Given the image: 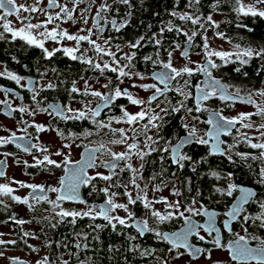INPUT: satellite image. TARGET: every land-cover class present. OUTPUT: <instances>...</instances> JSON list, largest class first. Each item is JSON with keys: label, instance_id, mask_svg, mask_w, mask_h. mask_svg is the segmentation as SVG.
Wrapping results in <instances>:
<instances>
[{"label": "flooded vegetation", "instance_id": "af4514ba", "mask_svg": "<svg viewBox=\"0 0 264 264\" xmlns=\"http://www.w3.org/2000/svg\"><path fill=\"white\" fill-rule=\"evenodd\" d=\"M97 2V0H95ZM103 2V0H101ZM68 3V7L71 8L73 5L69 0H59V3ZM17 3H27L29 5L34 3V0H17ZM90 0H84L76 6V11L74 13V20H69L67 22H56L48 24V30H51L56 25H59L60 29H66L69 33H76L80 28H90L92 26V17L95 16L96 11L92 12V17L90 18L89 13L88 24L83 23L81 18V10L89 8ZM94 4H91V7ZM131 5L133 3L131 2ZM126 9L124 13L117 14L115 11L106 13L105 15L110 20L113 16L119 21L124 15L130 11V8L126 5H122ZM41 9L50 11L53 15L59 12V8H48V0H42L39 4ZM118 5H113L115 9ZM179 11L178 13H183ZM209 13L212 11L208 10ZM196 14H199L196 12ZM0 15H4V10L0 9ZM23 16H28V13H21ZM31 22L41 23L46 20V15L43 12H37L31 14ZM120 16V17H119ZM133 14L128 19L130 20L129 25L122 29L121 32L117 33L112 28L111 25L105 26L104 39L112 37L111 50L116 51L115 45L120 44L123 47L126 46L127 42L122 44L120 36L125 32L126 29H130V35L128 37L129 41H135L140 36H145V41H142L143 47L138 50L137 58L133 61L134 67L130 69L131 72H140L144 74L145 79L141 80L139 77L133 76L131 79L124 77L123 83L119 86L121 89L127 88L134 96L148 101V98L153 94V89L144 90L143 88H133V84H156L157 81L153 78L154 72H160L161 68L159 65L153 66L149 62H145L143 57L146 55H151L155 58L157 51L160 53V59L167 60V51H172V63L176 68H181L185 65L195 69L197 65H204L208 59L213 62L222 65L218 69H213V76L219 79L222 84L230 85L229 92H235L236 88L240 89V96H246L245 91L250 90L248 85L247 77L249 74L245 70V65L241 68L240 72H236L234 69L241 67L239 62L223 64L219 57L211 56L208 57L205 54L203 48V31L199 24L193 25L190 21H181L178 17L163 18L158 24H150L148 26L134 23ZM90 18V20H89ZM206 18V17H205ZM7 19L11 21V27L18 29L22 27V24L17 20L15 15L8 16ZM264 19V18H263ZM60 21V20H58ZM171 22L174 26L182 28L191 35L192 31H197L199 34L194 38L193 45L190 48L189 56L187 58L181 56V52L184 51L186 47V37L183 34H177L175 31L168 32L165 31L163 36L159 35V29ZM205 24V28L210 27L211 24L201 21ZM103 21L101 24L103 25ZM3 21H0V25ZM131 27V28H130ZM211 30L214 33L217 28L211 26ZM45 29H34L32 30L33 35L39 39L44 40V47L52 51L55 48L61 47H73L75 45L74 41H68L64 39L61 43H56L55 41L39 37V33L43 32ZM3 27L0 26V32H3ZM138 32V33H137ZM136 33V35H135ZM153 33H157V38L162 39V45L159 49L154 46L153 43L149 41L148 38L152 36ZM86 34V33H81ZM96 39L94 35L92 37ZM102 43L101 41H98ZM176 44H180L179 49L175 48ZM90 48L86 42L81 43V49ZM210 50V49H209ZM129 48L125 49L123 52H129ZM123 53H117V59ZM79 55V53H77ZM89 57H94V53L90 50L88 52ZM104 60H109V57H104ZM235 60V57L232 58ZM99 62V61H97ZM121 65L127 63L125 60H120ZM129 71V69H125ZM12 72L16 75L23 77L20 84H17L14 80L9 79L7 75L0 76V101L5 103H0V137H11L13 133L17 137H24L23 140H17L12 143H7L0 145V161H5V164L0 165V171H4L5 175L0 176V185L7 184L13 189V192L9 195H0V231L9 229L17 238L13 245H18L17 250L23 251L26 255L25 258L30 257L31 254L45 253L39 261L44 257L48 258V264H62V261H68V264H157L156 257H160L161 261L168 260V264H212V262L218 261L219 264H240L238 261L231 259L230 252L227 245L235 239L232 233L228 232L223 228V222L227 219L224 213L229 211L232 204L235 202V198L239 195L236 191L233 196L229 197L227 195H221L215 192L214 189L224 188L227 189L228 179L221 178L216 179L210 176L208 173L210 170H215L221 174L222 177H226L228 173L232 174V182L243 186L254 189L257 193L259 199L264 201V184L258 183L259 171L264 164L260 160L248 159L246 161H241L240 157L236 155L237 152L248 153L252 156H259L260 149H253L249 146V143L245 139L246 137L251 140L252 143H257L258 136L253 132L246 133L247 129L242 126L241 123H237L233 129L230 130V134L221 133L220 140L223 142L221 144L222 149H228L229 145L233 147L230 149L229 154L232 156V161L230 162L227 156H222L219 154L210 155V149L213 140L209 139L204 134L208 132L212 125L208 124L206 121L210 118L213 111L219 112L222 116L232 118L238 116V114L244 112L248 108H252L255 112L256 108L247 103H240L239 101L232 100H222L219 96L211 97L208 100L201 101L200 106L202 110L196 112L197 107L196 97L199 94L195 85L200 84L205 80L203 73L194 71L191 76L184 74L182 77H178L177 81L179 84L183 85L184 80H188L190 87L185 89L186 92H190L191 96L184 101L187 108H192L193 113L191 116H198L199 120H193L191 116L187 117V120H182L181 117L187 115L186 110H182L180 113H175L173 115L167 116L166 120L168 123L164 126V130L161 133L166 140H171L172 144L175 145L179 143L180 138L187 135V130L183 127V124L187 122L189 126L195 124L198 129V135L204 136L205 139H209L207 145H200L196 143L184 145L182 151L187 153L192 157V161L185 162V167L179 169L175 164L171 163L170 153H152L150 156L145 157V161H151L146 163L143 169V180H138L141 187H143L145 181H149L150 177L154 173H159L162 167L167 168V172L164 173L162 177L168 182V186L164 187L162 191L158 193H153L151 191L153 184H160L161 177H157L155 181L149 183V198H159L160 196L167 197L169 201L180 199L181 201H190L192 197L197 196V190L200 191L201 195L198 197V204H204L209 211H215L218 213L216 217V227L220 229L221 243L224 245L223 248H216L214 244L205 243L200 241L198 238L191 237L190 243L196 245L197 247H202L206 249H211V261L207 259V254H203L196 258L189 255L188 251L180 249L184 252L183 256L178 259H170V257L175 256V252L169 253L168 249L170 245L167 242L158 240L154 233H145L144 236H140L134 227L125 228L117 224L115 231L111 226L102 227L101 229L94 230L91 225L100 224L106 225V221L102 218H97L95 221L88 217L83 219H77L75 225L70 223L71 217L66 218V221L59 223L55 228L51 227L48 221L43 220L42 217L48 216L51 219V223L55 224L58 218H53L55 216L52 211V205L47 202H41L35 205V211L30 210L28 205L14 201L11 196H19L21 199L25 197L29 198V203H34L29 197V193L32 189L21 187L19 182H24L26 184H36L43 185L45 190L49 187H59L58 179L65 175V167L71 170L75 167V161L82 159V154L86 151L98 149L100 144H105L108 149L113 152H121L126 150V145L119 144L114 145L108 143L112 138V134L109 129H97V126L92 123L91 119L87 120H75V119H63L52 112L50 106H70L72 109H83L84 103L90 102L89 106L95 108L96 104L99 102L98 98L92 96H82L80 94L71 93L70 89L72 87V82L76 81V86L83 91L84 81L80 79L81 76L89 79V84L95 90L101 92H107V89L101 87V85L108 83L111 79L113 85L117 84V73L111 71H106L101 75L98 71L91 70L87 65L82 64L79 60H72L66 56L62 51L56 52L51 59L44 58L43 51L35 46L28 45L24 40L19 38L13 40L10 33L4 32V39H0V72ZM247 73L245 76L243 73ZM41 73H46L41 75ZM99 78V82H97ZM29 80L32 83H29ZM52 83L53 88H48L47 84ZM176 81H173L175 86ZM163 87L162 85H159ZM260 88H264V75L261 76L259 83ZM31 88H35V93L30 91ZM10 90V91H9ZM36 95V101H39V108L48 109V111H40L38 105L33 101V95ZM169 99L172 104H176L177 101L182 100L183 97L178 95L176 92H169ZM163 100V97L159 98ZM257 104H264V97H254ZM84 101V103H81ZM119 105H125L130 113H136L140 111V106L131 105L126 98H119L114 102V106L103 109L101 114L96 119L99 121L107 122L109 117L120 116ZM161 107L166 106L161 104ZM24 107L27 109L25 112H20L19 108ZM143 107L155 109L157 108V101H153L150 105L145 104ZM15 109V111H13ZM35 113L34 115L30 113ZM49 112H52L50 115ZM65 115L71 116L72 113L65 111ZM252 121L259 125L264 123V119L260 116H253ZM249 121H244L248 123ZM141 124L147 123V118L140 122ZM43 125L45 130L37 132L35 125ZM139 127L140 125H135ZM111 127L113 128H124L128 129L129 125L126 123H116L115 120L112 121ZM26 128V131H25ZM253 131L257 132L256 128H251ZM57 130L64 133V137L58 135ZM85 131H90L93 134L89 136H84ZM155 129H151L147 134L155 136ZM75 134V135H72ZM129 137L132 136L131 131L127 132ZM139 141L142 143L144 136H140ZM132 141L129 140V143ZM259 143V142H258ZM17 144L25 145L31 147L32 144L37 145L36 148H31L30 152H26L22 147H17ZM70 144V148L64 147V145ZM164 141L160 142V146L163 147ZM47 148V153L41 151L42 148ZM60 151L62 155L56 156L55 152ZM7 154V155H6ZM49 155L51 159H55L57 162L62 163L65 156L69 157L70 163L67 165H62L60 168L54 166H28L35 165L36 159H42L43 155ZM163 155L165 157L163 165L160 163L159 157ZM96 166L87 169V175L96 176V173H102L107 175L109 169L101 164V161L110 160V156L107 155L103 150L96 152ZM201 161L195 164L196 171H192L193 162ZM206 161V162H204ZM27 162V164L25 163ZM133 167H137L140 163L138 158L133 155L130 161ZM125 162H120V166L123 167ZM251 165V168L248 167ZM119 172V169H117ZM172 173H176L175 177ZM131 178V173L127 170L119 173V179H121L125 184H128V190L135 196L136 190L129 183ZM191 180V191H188L189 185L187 183L188 179ZM115 177L113 181H104L97 177L95 180L88 184H81L78 189V194L81 200L85 201L86 204L63 201L60 202L64 209L68 210H87L86 205H103L106 196L100 189L108 187L110 183L115 182ZM173 184L183 193L181 197H175L171 195L170 189ZM110 191H115L120 193L115 199L118 203H125L127 198L123 195V188H112ZM44 195L46 194L49 200H55L57 193L46 191V193H37ZM247 211L245 214L257 216L261 211L259 203L252 202L250 205L245 206ZM138 218L144 217L148 219L149 226L155 228L161 232H177L181 229L183 225V220L180 218L173 219L171 221H166L164 223H157L154 218L147 215L142 207V204L137 203L135 206H130ZM156 209L165 211V208L161 204L155 205ZM47 210V211H45ZM183 210V209H181ZM59 211V209H56ZM115 215L125 217L126 213L123 210H117ZM14 217V219H13ZM193 219L198 223L202 224L206 221L207 217L195 216ZM17 220L30 221L24 224L16 223ZM131 223V221H129ZM259 221L255 224L249 220L244 223L242 219L233 221L232 229L234 233H239L246 237L248 246L257 248L261 246V241H264V228L258 226ZM244 228L248 231L245 233ZM30 233V235L25 236L24 233ZM77 233L87 234V239L77 237ZM201 235L205 236L206 241L212 240L216 235L213 233L212 237H209L207 233L201 231ZM98 237V239H97ZM129 237H136L135 240H130ZM256 237V239H253ZM7 241V240H5ZM79 243L81 247L78 249L75 245ZM87 244V248L84 245ZM11 243L0 244V252L5 251ZM32 245L33 248H30ZM50 245V246H49ZM66 245V247L64 246ZM131 245H139L142 249H155V252L151 256H141L138 252L129 251ZM14 250V251H17ZM78 253L77 255H73ZM25 258H19V260L25 261V263L33 264L25 260ZM38 262V260H37ZM9 264H12L11 261ZM36 264V263H35ZM248 264H256L255 260H250Z\"/></svg>", "mask_w": 264, "mask_h": 264}, {"label": "snow or ice", "instance_id": "6c2138e0", "mask_svg": "<svg viewBox=\"0 0 264 264\" xmlns=\"http://www.w3.org/2000/svg\"><path fill=\"white\" fill-rule=\"evenodd\" d=\"M42 0H34V3L29 5L27 3H17V0H0V9L4 10V15H0V21H3V24L0 25L3 27V32H0V39H4V32L10 33L12 39L15 40L17 38L24 40L28 45L35 46L40 48L44 53V58L51 59L56 52L62 51L66 56H68L72 60H79L82 64L87 65L91 70L98 71L101 75H103L106 71H111L113 73H117V81L118 83L113 85L111 79L108 80V83L101 85L102 88L107 89V92H101L99 90H95L89 84L90 78H85L81 76L80 79L84 81L83 91L76 86V81L72 82V87L70 89L71 93L80 94L82 96H92L99 99V102L96 104L95 108L89 106L90 102L84 103L83 109H72L70 106H50L52 108V112H54L57 116H60L63 119H75V120H87L91 119L92 123L97 126V129H109L112 134V138L108 141L110 144L126 145V150L121 152H113L111 149H108L105 144H100L98 149L86 151L82 154V159L75 161V167L69 170L65 167V175L61 176L58 179L59 187H49L45 190L43 185L36 184H26L24 182L17 181L21 187H26L32 189V192L29 193V197H31L34 203H29V198L25 197L21 199L19 196H11V199L23 204L28 205L30 210L35 211V205L41 202H47L52 205V211L55 216L53 218H58L56 223H51V219L48 216L42 217L43 220L49 222L51 227L55 228L59 223L69 222L66 221V218L71 217L70 223L73 225L76 224L77 219H83L85 217L90 218L95 221L97 218H102L106 221V225L94 224L91 225L94 230L101 229L102 227L111 226L113 231L116 230L117 224L128 228L134 227L140 236H144L145 233H154L155 237L158 240L167 242L170 247L168 249L169 253L175 252V256L170 257V259H178L180 256L184 255V252L180 251V249H184L188 251L189 255L193 258L201 256L203 254H207V259L211 261V249H206L202 247H197L196 245L190 243V238L195 237L200 241H204L205 243L214 244L216 248H223L224 245L221 243L220 229L216 227V217L218 215L215 211H209L204 204H198V197L201 195L200 191L197 190V196L192 197L190 201H181L180 199H176L173 201H169L167 197L160 196L159 198H149V183L151 181H155L157 177H163L164 173L167 172V168L162 167L159 173H154L149 181H145L143 187H141L138 180H143V169L145 168L146 163H150L151 161H145V157L150 156L152 153H170L171 163L175 164L179 169H183L185 167V162L192 161V157L187 153L182 151L184 145L187 144H200L207 145L209 143V139L213 140L214 143L211 145L210 155H222L227 156L230 162L232 161V156L229 154L230 149L233 147L232 145L228 146V149H222L221 144L223 143L220 140L221 133L230 134V130L237 123H241L245 128H253L255 127L257 131H260V138H264V123H260L256 125L252 121L253 116H260L264 119V104H257L254 97H264V88L251 90L248 92L246 96H240V89L236 88L235 92H229V88L232 87L230 85L222 84L219 79H216L213 76V69H218L222 65H219L213 62L211 59H208L204 65H197L195 69L188 67L187 65L176 68L172 63V51H167V60L160 59L159 51L156 52L155 58L151 55H146L143 57L145 62H151L153 66L159 65L161 68L160 72H154L153 78L157 81L156 84H133V88H143L144 90L153 89V94L148 98L146 102L143 99H140L133 95L127 88L121 89L119 86L123 83L124 77H128L131 79L133 76L139 77V79L144 80V74L140 72H131L130 69L134 67L133 61L137 58L138 50L143 47L142 41H145V36L138 37L134 42L128 41L126 46L129 48V52H123V48L120 44H116V51L113 52L111 50L112 46V37H108L104 39L105 26L111 25V28L119 33L122 29L126 28L130 20L129 17L132 16V12L128 11L123 18L119 21L113 16L112 19H108L105 15L106 13L115 11L119 14V7L113 8V5H126L130 9L132 7L131 0H112V3H109L108 0H103L100 6L96 9L95 16L92 17V26L90 28H80L76 33H69L66 29H60L59 25H56L51 30H48L47 25L52 24L54 21L60 20L63 22H67L69 20H74V13L76 11V6L80 3H83L84 0H69V2L73 5V7L69 8L68 3L61 4L59 0H48V8H59V12H56L53 15L50 11L41 9L39 4ZM226 3H233V0H225ZM95 0H90L89 8L81 10V18L83 19V23L85 25L88 24L87 14L91 11V4H94ZM201 0H188L187 6L189 8H195L197 5H200ZM219 6V0L216 4L212 5L213 11H215ZM234 12L238 14V16L244 17H261L264 18V0H252L251 3L245 4L243 0H234V7L232 8ZM198 11V9H197ZM43 12L46 15V20L41 23L33 24L31 22L32 13ZM21 13H28V16H23ZM15 15L17 20L20 21L22 27L15 29L11 27V21L7 19L8 16ZM170 15L174 17H178L181 21H190L193 25L199 24L201 29H204L206 32L205 24L201 21L204 20L207 23H210L213 28H219V24L213 20L211 14H209L206 18L203 17L202 14H194V13H177L176 11H172ZM103 21V25L101 24ZM237 27H242L247 29V31H253L252 28H249L246 24H237ZM44 28L43 32L39 33V37H43L45 39H51L56 43H61L64 39L68 41H74L75 45L73 47H61L55 48L52 51L48 50L44 47V40L39 39L33 35L32 30ZM165 31L172 32L175 31L177 34H183L186 39V47L184 51L181 52V56L187 58L189 56V51L191 46L193 45L194 38L199 34L197 31H192L191 35L188 34L187 31H184L182 28L178 26H174L171 22L167 24L166 27L162 26L159 29V35L162 37ZM86 33V34H81ZM96 36V39H93V36ZM214 35L220 39H226L229 43H232L231 38L227 37L223 32H215ZM203 48L206 56H216L219 57L223 64L235 63L239 62L241 67H237L234 70L236 72H240L241 68L244 65L249 64L252 59H259L264 61V46L253 47L251 44L247 46H242L237 43L233 45L234 51L228 52L223 50H209V38L207 35L203 37ZM151 43L154 44L158 49L162 45V39L157 38V33H153L150 38H148ZM98 42V41H101ZM86 42L90 48L81 49V43ZM181 47L180 44H176L175 48L179 49ZM92 51L94 53V57H89L88 52ZM79 53V55H77ZM117 53H123L119 59H117ZM104 57H109V60H104ZM235 57V60L232 59ZM120 60H125L127 63L121 65ZM99 61V62H97ZM261 68L264 69V64L261 65ZM125 69H129L126 71ZM194 71H198L204 74L205 80L200 84L195 85L198 90V95L196 97L197 107L195 108L196 112H200L202 109L200 106L201 101H205L210 99L211 97L219 96L222 100H232V101H242L247 104H251L256 108L255 112L251 113H240L236 117L228 118L222 116L219 112L213 111L210 118L206 121L208 124L212 125V128L206 132L204 135L209 139H205L204 136H199L198 129L195 124L189 126L187 122L183 124V127L187 130V135L185 137L180 138L179 143L173 145L171 140H166L161 133L164 130V126L168 123L166 120L167 116L173 115L175 113H180L182 110H186L187 115L185 117H181L182 120H187L188 116H191L193 113L192 108H187L184 101L191 96L190 92H186L185 89L190 87V83L188 80H184L183 85L179 84L177 81L178 77H182L184 74L191 76ZM46 73H41V75H45ZM247 76V73H243ZM7 75L9 79L14 80L17 84L21 83L23 77L16 75L12 72H0V76ZM173 81H176L175 86L173 85ZM97 82H99V78H97ZM31 84L32 81L29 80ZM162 85L163 87H160ZM48 88H53L54 85L52 83L47 84ZM10 91V90H9ZM30 91L35 93V88H31ZM176 92L178 95L183 97L182 100L177 101L176 104H172L171 100L168 97L169 92ZM163 97V100L159 98ZM119 98H126L131 105L140 106V111L136 113H130L127 110L125 105H119L121 115L120 116H112L109 117L107 122L99 121L96 118L100 116L101 111L103 109L109 108L110 106H114V102ZM33 101H35L38 105V109L40 111H48V109L39 108V101H36V95L34 94L32 97ZM153 101H157V108L159 111H155V109L145 108L143 107L146 103L151 104ZM0 103H5L0 101ZM161 104H165L166 106L161 107ZM15 111V109L13 110ZM20 112L27 111L26 108H19ZM65 111L72 113L71 116L65 115ZM52 112H49L51 115ZM34 115L35 113H30ZM147 118V123L141 124V121H144ZM193 120H199L198 116H191ZM115 120L116 123H126L129 125L128 129L124 128H113L111 127L112 121ZM244 121H249L248 123H244ZM135 125H140L136 127ZM37 132L44 131L45 128L43 125H35ZM155 129V136L148 135L147 133L151 130ZM26 131V128H25ZM131 131L132 136L129 137L127 132ZM58 135L64 137V133L57 130ZM93 133L90 131H85L83 133L84 136L92 135ZM75 135V134H72ZM144 136V140L141 143L139 141V137ZM24 137H17L15 133L12 134L11 137L5 138L0 137V145L12 143L17 140H23ZM245 139L249 143V146L253 149H260L259 156H252L248 153H240L237 152L236 155L240 157L241 161H246L249 158L252 160H260L262 164H264V142L252 143L249 138ZM259 139V138H258ZM129 140L132 142L129 143ZM164 141L163 147L160 146V142ZM17 147H22L24 151L30 152L31 148H36L37 145L32 144L31 147L17 144ZM66 148H70V144L64 145ZM41 151L47 153L48 149L42 148ZM103 150L110 156V160L101 161V164L109 169V173L104 175L102 173L97 172L96 176L87 175V169L93 168L96 166V152ZM7 155V154H6ZM56 156L62 155L60 151L54 153ZM135 155L140 161L137 167H133L130 162L132 156ZM36 159L35 165L28 166H54L56 168L62 167V165H67L70 163L69 157L65 156L62 163L57 162L55 159H51L49 155H43L42 159ZM160 163L163 165L165 157L161 155L159 157ZM125 162L124 166H120V162ZM201 161L193 162L192 171H196L195 164L200 163ZM206 162V161H204ZM27 164V162H25ZM5 164V161H0V165ZM251 168V165H248ZM119 169V172L117 171ZM125 170L131 173V178L129 183L136 190L135 196L133 193L128 190V184H125L121 179H119V173L124 172ZM210 176L221 179H228L229 183L227 189L224 188H215L214 191L220 193L221 195H227L229 197L233 196V193L238 191L239 195L235 198V202L232 204L229 211L224 213V216L227 217L223 222V228L228 232L232 233L235 237L228 245L227 248L230 252L231 259L234 261L240 262V264H248V261L255 260L256 264H264V241H261V246L255 249L250 248L247 244L246 237L244 235H240L239 233H234L232 229L233 221L238 219H242L244 223H247L251 220L254 224L259 221L258 226L260 228H264V211H261L259 215L252 216L245 214L247 209L246 205H250L252 202L259 203L260 209L264 210V201H261L255 191L249 187L240 186L234 182H232V174L228 173L226 177H222L221 174L215 170H210L208 173ZM4 171H0V176H4ZM176 173H172V176L175 177ZM259 179L258 183L264 184V167L260 168L259 171ZM97 177L104 181H113L114 177L115 182L110 183L108 187H104L100 189L106 196V200L103 205H86L87 210H68L62 207L60 202L63 201H72L78 202L82 204H86L85 201L81 200L78 194V189L81 184H88L91 181L95 180ZM189 188L188 191H191V180L190 178L187 181ZM168 186V182L165 179H161L160 184H153L151 191L153 193H158L162 191L164 187ZM112 188H123V195L127 198L125 203L116 202V197L120 195V193L115 191H110ZM46 193V191L57 193L55 200H49L47 195L34 194L37 193ZM13 192V189L9 187L7 184L0 185V195H9ZM171 195L175 197H181L183 193L173 184L170 189ZM137 203L142 204L143 209L145 210L147 215H150L155 219L157 223H164L166 221H171L173 219L180 218L183 220V225L181 229L177 232H161L155 228L149 226V222L147 218L140 217L138 218L133 210H131L130 206H135ZM156 204H161L164 206L165 211H161L155 208ZM59 209V211H56ZM183 209V210H181ZM117 210H123L126 213L125 217H121L119 215H115L114 213ZM47 211V210H45ZM201 216L207 217L206 221L202 224H198L193 217ZM14 219V217H13ZM131 221V223H129ZM30 221L17 220L16 223L24 224ZM201 231L207 233L209 237L213 236V233L216 235L212 240L205 239L204 235H201ZM245 233H247L248 229L244 228ZM2 235V234H0ZM25 236L30 235V233L25 232ZM78 238L81 236L83 239H87V234L77 233ZM98 239V237H97ZM130 240H135L136 237H129ZM256 239V237H253ZM11 243L14 244L15 241H4L0 240V244ZM50 246V245H49ZM66 247V245H64ZM30 248H33V251H36L32 245H29ZM76 248H80L81 245L77 243L75 245ZM84 248H87V244L84 245ZM129 251L138 252L141 256H151L155 249H142L139 245H131L129 247ZM73 255H77L78 253H74ZM4 256L3 252H0V258ZM12 264H24L23 261H20L17 257H9L8 258ZM157 264H168V260L161 261L160 257L155 258ZM37 264H48V258L44 257L41 261H38ZM62 264H68V261H62ZM84 264V262H81ZM212 264H219L218 261L212 262Z\"/></svg>", "mask_w": 264, "mask_h": 264}, {"label": "trees", "instance_id": "16d2710c", "mask_svg": "<svg viewBox=\"0 0 264 264\" xmlns=\"http://www.w3.org/2000/svg\"><path fill=\"white\" fill-rule=\"evenodd\" d=\"M108 2L112 3V0H108ZM131 2L133 5L130 11L133 14L132 18L134 23H139L142 26L158 24L163 18H173L174 16L170 15L172 11L178 13L183 9L186 10L188 7V0H131ZM217 2L218 0H201L200 5H197L193 9H198V13L202 14L203 17H206V15L210 14L208 10H211V6ZM118 7L120 14L124 13L126 8L121 6V4L118 5ZM233 7L234 0L233 3H226L225 0H219V6L216 10H221L223 14L226 13V16L221 20V24L219 25V28H217V31L223 32L225 35L230 32L231 35L227 37L231 38V40L242 39L246 46L249 44L253 47L264 46V19L261 17L238 16V14L232 10ZM237 24H246L249 28H252L253 31L249 32L245 28L237 27ZM129 35L130 29H126L120 36L122 44L129 41ZM262 64H264V61L254 58L249 64L245 65V70L249 74V77H247V83L248 85L253 86V88L255 87L253 90L260 88L259 83L261 76L264 75V69L261 68ZM249 88L251 90L252 87ZM18 245L20 244L13 246L11 244L8 245V248L17 250Z\"/></svg>", "mask_w": 264, "mask_h": 264}, {"label": "rangeland", "instance_id": "374dc122", "mask_svg": "<svg viewBox=\"0 0 264 264\" xmlns=\"http://www.w3.org/2000/svg\"><path fill=\"white\" fill-rule=\"evenodd\" d=\"M243 2L245 4H247V3H251L252 0H243ZM101 3H102L101 0H97V2L95 1L94 5L91 7V11L89 12L90 18L92 17V15H91L92 12L93 11H96V9L100 6ZM210 11H212L210 14L213 17V20L216 21L220 25L221 24L220 22H221V20L223 18H225L226 13L223 14V12H221V10H219V11L215 10V11H213L212 6H211V10ZM184 12L196 14V12H198V11L196 9L187 7L186 10L183 11V13ZM208 15H206V17ZM90 18H89V20H90ZM173 18H175V17H173ZM56 22L60 23L62 21H58L57 20ZM206 29H207V31L206 32L203 31L202 35L203 36L204 35H207V37L209 38L208 42H209V49L210 50H223V51L232 52V51H234V48H233V45L234 44L239 43L242 46H246L245 45V42L242 39L231 40L232 43H229L228 40H226V39H220V38H218L216 36L214 37L213 36V31L211 30L212 29L211 26L210 27H207ZM216 32H217V29H216ZM229 35H231L230 32H228L226 34V36H229ZM127 48H128L127 46L123 47V51H125V49H127ZM249 91H251V90L245 91L244 94L247 95ZM256 97H258V96H256ZM246 112L247 113H251V112H254V111L252 110V108H248L246 110ZM261 131H264V130H261ZM248 132H253L254 134H256L259 137V139L257 140V143L258 142H264V138H260V131L255 132L251 128H249V129H247L246 133H248ZM0 234H2V235H0V240H4V241L5 240H7V241H15L17 239L15 237V235L12 233V231H10L9 229L4 230V231H0ZM3 253H4V256L2 258H0V264H9V262H10V260L8 259L9 257L25 258V256H26L23 253V251H20V250L14 251L12 249H6L5 251H3ZM44 254H45L44 252L43 253L41 252L39 254L38 253L37 254H31L30 257L25 258V260H27L29 262H32L33 264H35V263L37 264V260L39 261V259Z\"/></svg>", "mask_w": 264, "mask_h": 264}, {"label": "water", "instance_id": "95a60500", "mask_svg": "<svg viewBox=\"0 0 264 264\" xmlns=\"http://www.w3.org/2000/svg\"><path fill=\"white\" fill-rule=\"evenodd\" d=\"M237 101H239V100H237ZM240 103H244V102H242V101H239ZM234 128V127H233ZM233 128H231V129H233ZM253 191H255L254 189H253ZM250 248H253V249H255L254 247H251V246H249ZM20 261H23V260H20ZM24 262V264H28V263H25V261H23ZM249 262V261H248ZM12 263V262H11Z\"/></svg>", "mask_w": 264, "mask_h": 264}]
</instances>
